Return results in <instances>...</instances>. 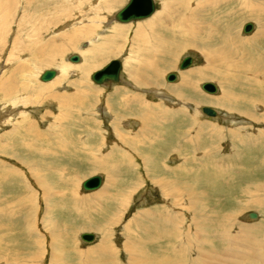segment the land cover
Segmentation results:
<instances>
[{"label":"rangeland","instance_id":"1","mask_svg":"<svg viewBox=\"0 0 264 264\" xmlns=\"http://www.w3.org/2000/svg\"><path fill=\"white\" fill-rule=\"evenodd\" d=\"M104 1L0 0V89L3 87L0 90V173L3 168H10L13 175L19 174L0 178V211L6 214L0 219V264H100V259L101 264H108L109 261L111 264H134V259L129 261L128 257L129 251L134 250L132 243H138L140 239L144 242L149 234L147 228L150 219L146 218L145 214L150 210H160L166 203H170L172 212L177 214L172 219L179 225L178 233L182 229L188 232L187 228H183L185 223L200 230L210 228L212 233H216L225 210L234 211L242 203L240 215L233 217L236 222L230 217L231 224L229 227L225 226V232L230 234L226 237L230 238H223L221 242L213 240V244L215 247L223 246L221 249L229 259L235 261V258L240 256L235 264H247L246 260L256 264V261L245 258L247 254L248 257L254 256L249 254L256 249V243L264 246V85L258 83V79L264 82V76L258 70L264 68V43L254 42L250 47L246 45L241 49L243 56L241 54L235 56L236 58H226L225 53L216 51L220 40L207 45L197 43L194 46H186L175 58V54L171 57L174 59L173 65L170 58L165 59L167 65L164 62L161 78L157 80L150 76L147 81L151 83L143 85L141 80V83L137 84L131 76V66L135 64L142 71L143 62L147 57L144 52L141 54L135 50V30L138 24H147L157 16H167L166 7L169 1L173 5L171 17L174 18L177 13L176 0H155L157 10L152 16L128 23L111 21L116 11L128 0L114 1L115 5L111 3L107 8L103 6ZM252 1L262 3L264 0ZM72 2L77 7L72 6L75 8L72 12L70 6L71 14L68 15L64 13L66 4ZM219 8L218 12L208 15L207 21L212 22L219 16V30L222 32L231 28L229 36L233 33L231 30L237 32L238 29V37L249 38L264 27V18L237 17L234 3H223ZM50 11H58L64 17L49 28H44L41 19L46 23L53 18L54 13L48 14ZM33 15L37 17L30 25L25 19L26 16L33 19ZM93 15L99 16L98 21L103 24L91 35L76 34L78 37L75 35V44L66 47L57 64L46 66L34 59L32 45H49L53 40L61 48L69 42L66 40L68 38L62 37L92 24ZM170 21L174 29L180 27L177 17ZM249 21L254 23V31L246 34L243 27ZM216 23L218 24L217 21ZM115 26L127 27V33L121 42L124 51L118 56L106 57L102 65L82 78L83 69L90 59L88 53L94 48L103 50L106 47V36L113 33ZM179 30L182 32L183 27ZM59 37L61 39H58ZM64 41L66 44H63ZM49 49L50 47L46 51ZM73 53L81 56L80 62L69 60L68 57ZM187 55L193 56V63L186 69H180V63ZM260 56L262 58L258 60ZM114 58H119L122 62V81L110 85L95 83L91 74L102 69ZM47 59L48 57H45L43 62ZM103 60L98 59V63ZM237 62L240 64L237 65ZM207 63L222 74L213 70L205 78L195 77L194 81L189 79L190 86L182 84L187 72ZM252 65L257 70L253 69ZM62 67L67 69L63 72ZM50 68L57 69L56 76L61 75L62 71L61 79H58L59 82L55 85L49 86V89H40V84H50L56 78L47 82L40 80L42 72ZM248 68H252L257 80L247 75L251 73ZM140 70L136 72L138 77ZM173 71L178 74L179 79L168 82L166 77ZM257 72L260 75H257ZM76 79L79 80L75 82ZM252 80H255V84ZM206 81H213L218 85L216 94L202 89L201 85ZM78 85L84 93L76 92L73 96H66L73 93ZM5 89L15 90L9 93V99L3 96ZM226 90L235 95L238 101L234 104L237 107L234 104L229 105L224 99L216 100ZM88 91H92L89 92L91 97ZM150 91L158 95L153 97ZM54 92L63 98H69V106L65 104L61 107L58 98L54 100ZM117 92L118 96L113 95ZM161 93H165L166 98L161 96ZM78 94L83 96L77 97ZM139 94L144 96V100L152 103V108L149 104L145 109V104L139 100L132 103L138 99ZM121 95L132 104L120 106ZM157 105L173 106L175 110L174 113L171 112L170 120L168 115L166 117L170 123H162V120L154 116L161 112L155 109ZM203 106L215 108L217 112L220 111V116L204 114L201 110ZM25 113L27 115H24ZM23 116H29L36 121V127L44 131L47 137L48 146L38 141L37 133L34 136H19L22 134V128L26 133L34 134V131L21 124ZM182 120L187 125L183 126ZM114 121L120 124V132L127 135V150L124 156L120 152L124 144L116 136ZM190 125V131L184 136V129ZM13 128H16V135L11 134ZM165 130H169V133ZM235 130L237 135L234 134ZM171 144L180 150L175 157L173 152H168ZM63 145L70 146L71 149L77 146L78 151L68 156L63 155L60 149ZM54 147L59 150L58 154L52 152L56 151ZM115 148L118 149L114 151ZM219 155L222 158L219 164L225 169L220 173L221 178L217 177V164L211 166V163H215L214 160L218 161ZM207 167H210L209 171ZM96 174L104 177L102 186L98 190L85 191L82 187L83 181ZM40 178L44 179V182ZM59 178L66 185L61 183L57 188L54 184L55 181L58 183ZM74 179L75 188L78 190L75 199L81 198L80 201L74 203V199L69 200L70 196L66 197L65 194L64 199L60 200V195L69 193ZM25 180H28L31 186L27 192L24 191V186L21 189V182ZM157 182L159 187L154 185ZM184 182L189 184L183 185ZM168 183L189 189L182 193L168 191ZM49 186L55 195H51ZM13 195H20L24 202L15 203V206L3 202ZM82 195L83 198H90V206L84 203ZM192 196L198 199L195 203L190 202L189 198ZM260 197L261 205H258V200L253 204L254 199ZM58 199L59 204L56 203ZM163 212L164 210L161 213ZM250 212H256L259 218L248 217ZM10 215H15L13 230L7 227L12 226L8 224ZM107 216H113V223L108 221ZM83 232H94L95 240L83 241L80 236ZM204 236L209 235L193 236L194 240L193 237H190L191 240L180 237L181 239L176 238L175 241H179L181 248L188 247L191 252L187 253L191 254L195 245L202 244L200 241ZM99 244L104 252L98 254L99 256L89 257L88 254L93 255L99 251H93ZM107 246L114 250V254H110ZM146 246L147 250L157 253L158 249L151 247L149 241ZM92 248L94 249L90 251Z\"/></svg>","mask_w":264,"mask_h":264},{"label":"bare ground","instance_id":"2","mask_svg":"<svg viewBox=\"0 0 264 264\" xmlns=\"http://www.w3.org/2000/svg\"><path fill=\"white\" fill-rule=\"evenodd\" d=\"M114 1H118V0H105L103 2V6L107 8V6L109 4H111V3H113ZM37 2H38V0H37ZM223 3H227V4L234 3V4H236L235 13H236V16L237 17H239V16L240 17H243V18L244 17H251V18H255V19L264 18V1L262 3H258V2H253L252 0H176L177 13L174 16V18L177 17L178 20H179V22H180V27H183L182 32H180V30H179L180 27L174 29V26H172V24H170V22H171L170 20H173L174 18L171 17L173 5H172L171 1H169L168 4H167V7H166V10L168 11V13L166 12L167 16H165V17H162V16H157L156 17L155 16L156 18L150 20L149 22L147 21L148 22V23L146 22L147 24H144V23L143 24H138V27L135 30V34H134V38H133V42L136 45V47H135L136 49L135 50H136L137 53H141V54L144 52V55H146V57H147V59H145L144 62H143L142 71L140 69H138V67L135 64L131 66V68H132L131 76L135 79L136 83L137 84H140L141 83V80L143 81V85H146L148 83H151L150 81H147V79L150 76L153 79H157V80L159 78H161L162 77V67H165V64L167 65V62H166L165 59L166 58H170L171 64L173 65L174 64V59H172L171 57L175 54V56H174V58H175L178 55V52H180L186 46H190V45L191 46H194L197 43H201V44H206L207 45V44L215 43L217 40H220L219 41V46H218L219 48H217L216 51L217 52L225 53L226 54V56H225L226 58H228L229 56L230 57H233V58H236L235 56L238 57L241 54L243 56L244 53H242L241 49L243 47H246V45L247 46L254 45V42H258V43L262 42V43H264V27L261 28V29H258V31H257V28H256V31L257 32H255V34L253 36H250L249 38H244V37H238V35H239L238 29H237V32H235V30H231V31H233V33L231 34V36L228 35V33L230 32V29L231 28H229V29L227 28L225 31L220 32V30H219L220 27H218V25L220 23L219 16H217V18H214V20L212 22H209L208 23V21H207L208 15L212 14L213 12H218L220 10L219 7ZM113 4L115 5V3H113ZM70 6H71V8H72V6L73 7H77V5H75L73 2L72 3H67L64 13H67L68 15L71 14V10H70L71 8H69ZM74 9L72 8V10H73L72 12H74ZM156 10H157V8H156ZM53 13H54V17L53 18H50V20H48L46 23L41 19L42 27L49 28L51 25H54L53 23H55V24L58 23L64 17L58 11H50L48 14L50 15V14H53ZM33 16H34L33 19H31L29 16H26L27 18L25 19V21H27L30 25H32V23L34 22L33 21L34 18L37 17L36 15H33ZM39 18H41V17H39ZM70 18H72V17H70ZM93 18L94 19L92 21V24H90V25L87 24V26H85L84 28L81 27L82 29L81 28H78V29L76 28L77 30L75 29L76 31H74L72 34L62 37L63 39L68 38L66 40H69V42H68L69 44L67 43V45H62L61 48H59L58 47V44H56L57 42L56 41H53V40H52V42L49 45H38V44L37 45H32L31 47L33 49L34 59H36L37 61H40V62L44 63L46 66H52V65L57 64L58 63L57 60H59L61 54L63 52H65L66 47H68L71 44H75V42L77 40L76 37H78L76 34H79V35H91L94 30H97V28L100 27L101 24H103L102 21H98L99 16L93 15ZM111 21L113 22V21H117V20L114 17V19H112ZM216 21L218 22V24L216 23ZM97 22L99 24H97ZM86 23H88V22H86ZM210 26H213L215 28L214 29H211ZM126 33H127V27H124V26H115L113 28V33L110 34L109 36L108 35L106 36L107 37L106 38L107 39L106 40V47H104L103 50L98 49V48H94L93 51L90 50V52L88 53V55L90 56V59H89V61H87V64L85 65V68L83 69V74L81 75L82 78L84 77V75L89 74L93 69H95L99 65H102L104 63V61H105L103 59H105L106 57H108V56L109 57H111V56H118L119 54H121L124 51L123 50L124 49L123 43H121V42L123 41L122 38L125 36ZM250 33H252V32H250ZM75 35H76V37H75ZM58 39H61V37H59ZM63 44H66L65 41L63 42ZM102 46H105V45L102 44ZM49 47H50L51 50L49 49L48 52H47L46 49L49 48ZM69 49H71V48H69ZM121 49H122V51H121ZM212 55H213V53H212ZM45 57H48V59L45 62H43V60H44ZM261 58H262L261 56L258 57V60H261ZM98 59H102L103 61H101L100 63H98ZM250 59H251V57H250ZM241 60H243V59H241ZM218 61H220V60H218ZM164 62H165V64H164ZM74 63H78V62H74ZM239 64L240 63L237 62V65H239ZM172 65H170V66H172ZM258 66L260 67V62L258 63ZM155 67L157 68V70H155ZM252 68L253 69H256V68L253 67V65H252ZM252 68L251 69L248 68L249 72H251V73H249L247 75L248 76H251V79H254L255 76L253 75ZM64 69H67V68L66 67L63 68L62 69L63 72H64ZM70 70H72V69H70ZM139 70H140L141 74L138 77V74L136 72L139 71ZM213 70L216 73L220 74V75L222 74L221 71H218L217 69H213V67L210 64L207 63L206 65H204L202 67H199L196 70H192L190 72H187V74L184 77V81H183L182 84L183 85H186V86H190L188 84L189 79L192 80V81H194V78L195 77L196 78L198 77L199 79L200 78H205L210 73H212ZM246 70L247 69H245V71ZM258 70L264 76V68H261V69H258ZM62 71H60L61 72L60 73L61 75L56 76V78L50 84L49 83L47 85H41L40 84V86H39V87H41L40 89H46V88L49 89L48 88L49 86H53L56 83H58L59 82L58 79H61L60 76H62V74H63ZM69 72H71V71H69ZM92 74H91V76H92ZM256 74L257 75H260L258 72ZM12 75L13 74H11V76ZM255 79L257 80L258 78L256 77ZM78 80L79 79H76L75 82L78 81ZM120 81H122V77L120 78ZM252 81H253V84H255V80H252ZM6 82H9V81H6ZM44 82H47V81H44ZM9 83L7 85H9ZM111 83H116V82L107 81V82L102 83V84H104V85H108L109 84L110 85ZM258 83L261 84V85H264V82L262 80H260V79H258ZM97 84H100V83H97ZM259 84H258V86H259ZM76 87L77 88L75 89V91L73 90L74 91L73 93L67 94L66 96H68V95L69 96H73L74 94L84 93L85 92V91H82V88L80 89V85H78ZM244 87H246V86H244ZM5 88H6V86H5ZM13 91H15V90H9V89H7V91H6V89H5L3 91L4 93L3 92L2 93H3V96L7 99L8 97H11V96H8V95H9L10 92H13ZM89 92H92V91H88V93ZM150 92L152 93L151 95H153V97L158 95L156 92H152V91H150ZM56 93H55V95H53L54 96V100L58 98V103L60 104L61 107L64 106L65 104H67L69 102V98H67V97L66 98H63L62 96H60V94H56ZM118 93L119 92L114 93L113 95L118 96ZM161 94H162L161 96H165V98H166V95H164L165 93H161ZM214 94H216V93H214ZM78 96L81 97L83 95H79L78 94L77 97ZM89 96L91 97V94ZM121 96L122 97L120 98V103H119L120 106H123V105L128 106L127 104L131 105L132 103H136V101L139 100V101H142L145 104V106H146L145 109L149 107L148 105L150 103L148 102V100H144V96H141V94H139L138 97H137L138 99H136L132 103H130L129 100L125 99V97H123V95H121ZM60 98H62V100H60ZM141 98H143V99H141ZM87 99H89V98H87ZM219 99H224L225 102L229 103V105H232V106H233V104L235 102L238 101V100H236L235 95L233 96V94H231L227 90L221 96L217 97L216 100L218 101ZM14 101H16V100H14ZM20 102L21 101H19V103ZM140 103L137 102V104H140ZM151 104H150V107L152 108L153 105H151ZM88 105H91V104H88ZM234 106L237 107V105H235V104H234ZM165 107L166 106L162 107V106H158L157 105L155 107V109H157L158 111L161 110V112H159V114H156L154 116L157 117L158 119L162 120V123H170L169 120H170V117L172 115L171 112L174 113V110L175 109L173 108V106H168L170 108H168V107L165 108ZM236 107H235V109H236ZM86 108H88V107H86ZM201 110H202V108H201ZM219 112H217V115H218ZM204 114H206V113H204ZM24 115H27V114L25 113ZM167 115H168V119L169 120L166 119ZM248 115H250V114H248ZM209 116H212V115H209ZM218 116H220V114ZM65 117L66 116L64 115V118ZM67 117H68V115H67ZM191 117H192V115H191ZM213 117H214V115H213ZM21 118H24L21 121V124L23 123L24 126H26V128H28L30 131H34V134L26 133V131L24 130V128H22V129H20L21 132H22V134L19 135V136H22V135L23 136H34L37 133L39 136H43L44 137V138H41V137L38 136V141L41 142V144L42 143H45L47 145V142H48V141L46 142L47 137H45L44 131H42V130H40V129H38L36 127V124L34 123L36 121L33 120L29 116H23ZM173 118H175V117H173ZM192 119L194 121V118H192ZM142 120H144V118ZM114 123H115V121H114ZM206 123H208V122H206ZM182 125L184 126V125H187V124L184 123V121L182 120ZM114 126H115L116 136H118L117 138H119V140L121 142H123V144H124L123 146H121L122 149L121 150L119 149L120 152L122 153V155L124 156L125 155L124 152H126V150H127V149H125V146H126V143H127V138H126L127 135H125V134L123 135L120 132V130H119L120 124H116ZM162 126H163V124H162ZM190 128H191V125L190 126H187L184 129V136L187 135V131H190ZM162 130H164V129L162 128ZM11 131H12L11 132L12 135H16V128H13ZM165 132L168 134L169 133V130L168 131L165 130ZM234 134L237 135V130L234 131ZM23 142L26 145L25 141H23ZM162 144L164 145V141H162ZM24 147H26V146H24ZM173 148H174V146L171 144L170 145V148L168 149V152H173V156H174L180 150H179L178 147H175L174 148V151H173ZM39 149H41V148H39ZM60 149L62 150V154L63 155H67V156L70 155V154H74L75 151H78L77 146H75V147H73V149H71L70 146L63 145V146H61ZM116 149H118V148H115L114 151H116ZM55 150L56 151H52V152L55 153V154H58V151L59 150L56 149V148H55ZM64 152H65V154H64ZM127 154H128V151H127ZM219 154L224 155L223 153H219ZM220 156L221 155H219V157H218V161H215L214 160L215 163H211V166L214 165V164H217V166H215V167H217L219 169L218 170L219 171L218 172L219 174H217L218 175L217 176L218 178H221L222 171L223 170L225 171V169L223 168L222 164H219V163H221L220 160L222 159V158H220ZM11 157H13V156L11 155ZM210 157H212V156H210ZM107 164L108 163H106V165ZM237 164L239 165V163H237ZM106 165H103V166H106ZM208 168H210V167H207V169ZM31 169H33V167ZM207 171H209V169ZM7 175H10V176H19V174L18 175H13L12 174V170L10 168H3V170L0 173V178H2L4 176H7ZM21 177L23 178V176H21ZM40 180L42 182H44L43 181L44 179L40 178ZM57 181H58V183L55 181V184H54L55 186H57V185H59V184H61L63 182L61 180V178H59V180H57ZM103 182H104V177H103ZM103 182H102V184H103ZM71 183L73 184V187H71L69 193H63L62 195H60V200L64 199L65 196L66 197H69L70 196L68 199L69 200H73L74 199L73 202L75 203L76 201H80L81 198L75 199L76 192L78 193V190H76V188H75L76 187V180L74 179V182H71ZM71 183H69V185H71ZM21 184H22L21 189L24 186L25 187L24 188V191H26V192L27 191H30L31 186L29 185L28 180H25L23 183L21 182ZM187 184H189V183H187V182H184L183 183V185H187ZM61 185L65 186L66 184L62 183ZM44 187H46V185ZM100 187L98 189H100ZM57 188H59V187L57 186ZM48 189H49L51 195H55L54 193H52V191L50 189V186H49ZM98 189H96V190H98ZM167 189H168V191L169 190H175L177 193H182V192L188 191L186 189H189V187H178L175 184H169L168 183ZM248 189H249V191L251 193V189L250 188H248ZM52 190H54V189H52ZM92 191H94V190H92ZM176 192H174L173 195H175ZM204 192L205 191H203V193ZM64 194H65V196H63ZM192 195H194V194H192ZM19 196L20 195H18V196H14L13 195L11 198H8V199L3 200V202L9 203V204L11 203L10 204L11 206L12 205L15 206V203H22V201L24 202V199L22 198V200H21V198ZM81 197L83 198V195ZM189 199H190V202H193V203H195L198 200L195 196L194 197L192 196ZM259 199H261V197L260 198H257L256 200L254 199L253 202L255 203L258 200L259 203H260V204L258 203V205H261V200H259ZM263 199H264V197H263ZM60 200L58 199L56 203L59 204L60 203ZM83 200H85L84 203H87V204L90 203V198L85 197V198H83ZM262 203H264V201ZM169 204L170 203H166V204L162 205L163 207H161L160 210H157L156 212H152L150 210L147 214H145L146 218H149L150 219L149 220V224L150 225H148L149 227L147 228V233H149L148 234V237L145 238L146 240L144 242H142L141 239H140L138 243L136 241H134V243H132V246L134 247V250H130L129 251V255H130V256H128L129 257V261H130L131 258H133L134 259V262H133L134 264H235V262L237 261V259L240 256L237 257V258H235L236 259L235 261L232 260V259H229L225 255V253H223V249H221L223 246L220 248L218 246L215 247V244H213V242H214L213 240H216V241H220L221 242V240L223 238H225V240H227L228 238H230V237H226V236H229L230 234H227L225 232V230H226L225 229V226H228L229 224H231L230 223V217L232 219V215L234 214L232 212L233 210L232 211H228L227 213H225L223 215L222 221L220 222L221 225L219 226V228H217L218 229V232H216V233H212L211 232L212 229H210V228L209 229H206V230H204V228H203V230H200V229H196L195 227L192 228L190 226V224L189 225H186V223L184 224V227L183 228H187L188 229V232H185L184 229L181 228L182 231L178 233L179 225H178L177 222L173 221V219H172L177 214L172 212V207L169 206ZM89 206H90V204H89ZM85 207H88V205H85ZM82 210H85V209H82ZM162 210H164L163 213H161ZM2 213L3 212L0 211V219H2V217L4 215L6 216V214H4V213L2 214ZM85 213H84V216H85ZM205 213L206 212H204V210H203V214H205ZM14 216L15 215H10L11 220L8 222V224H10L12 226L10 227L9 225H7L8 229H10V230H13L14 229V224H15V223H13ZM248 217H250V218H256V217H258V214L256 212H250V214L248 215ZM254 220H256V219H254ZM222 222H223L224 225H222ZM0 223H2V220L0 221ZM1 227L2 226L0 225V229H1ZM251 228H253V226ZM219 229H220V231H219ZM230 229H231V227H230ZM200 234H204V235H207L208 234L209 236L208 237H205L204 236V239L200 241V243H202V244H199L197 246L195 245V248L193 249V252L191 254L190 253H187V252H191L190 250L187 249L188 247L186 249L184 247L181 248L182 245L181 246L179 245V241L178 242L175 241L176 238L182 237L184 239H186V238L190 239V237L198 236ZM193 240H194V237H193ZM147 241H149L151 243V245H152L151 247H156L158 249L157 253L152 252L151 250H147L145 248V247H147L146 246ZM180 242H182V241H180ZM140 244L143 245V246L141 247ZM100 245L101 244L97 245L96 247H98ZM219 245L221 246L222 244H219ZM96 247H94L95 249L92 248V249H94L93 251L99 250L98 252L101 251L100 253L102 254L103 253V251H102L103 250V247H98V248H96ZM3 248H5V246H3ZM107 248L109 249V252H110L111 255L114 254V250H112L111 247L107 246ZM239 253H241V252L239 251ZM95 254H93V255H95ZM180 255L182 257H180ZM222 255H224V257ZM249 255H254V256L253 257H248V254H247V256L245 255L246 258L245 257L244 258L245 259H248V260L249 259H252L254 262L256 261V264H260V263L264 264V246H261L258 243H256V249L252 253H250ZM243 256H244V254H243ZM255 256H257V257H255ZM258 258H259V260H258ZM258 261L260 263H258ZM246 262H247V264H254V263H252L250 261H247V260H246ZM108 264H111V261H109Z\"/></svg>","mask_w":264,"mask_h":264},{"label":"water","instance_id":"3","mask_svg":"<svg viewBox=\"0 0 264 264\" xmlns=\"http://www.w3.org/2000/svg\"><path fill=\"white\" fill-rule=\"evenodd\" d=\"M156 1L155 0H128L119 10L116 11L114 17L117 21L127 23L131 21H137L148 18L156 12ZM254 29V23L252 21L247 22L243 27V32L248 34ZM71 62H79L81 56L78 53H73L69 56ZM193 63V56H185L181 63L180 69H185L191 66ZM122 62L119 58H114L102 69L93 72L92 80L96 83H105L107 81H113L118 83L121 78ZM58 71L55 68L46 69L40 75L41 81H50L54 79ZM178 79V74L173 71L168 73L166 80L173 82ZM202 89L208 93H217L218 85L213 81L203 82L201 85ZM202 111L207 115H217V110L210 106H203ZM103 182L101 174H96L88 177L83 181L82 187L85 191H92L98 189ZM96 238L94 232H83L81 239L86 242H93Z\"/></svg>","mask_w":264,"mask_h":264},{"label":"crops","instance_id":"4","mask_svg":"<svg viewBox=\"0 0 264 264\" xmlns=\"http://www.w3.org/2000/svg\"><path fill=\"white\" fill-rule=\"evenodd\" d=\"M180 122H181V121H180ZM154 174L156 175V174H158V173H154ZM161 177H163V176H161ZM153 181H154V180H153ZM154 185H156V186H158V187L160 186V185H159V182H157L156 184L154 183ZM176 188H177V187H176ZM253 204H256V203H253ZM238 208H240V209H238ZM238 208L235 209L234 211H232V212L234 213V214L232 215V221L234 220L233 217L235 218L236 216H239V215H240V213H241V209H242V203H241V205H240ZM227 211H228V210H225L226 213H227ZM112 214H113V212H112ZM109 215H110V214H109ZM223 215H224V214H223ZM107 217H109V216H107ZM112 217H113V216H110V217L108 218V221L113 223V221H112ZM236 218H237V217H236ZM238 218H239V217H238ZM104 219L106 220V218H104ZM234 222H236V220H234ZM250 234H251V233H250ZM249 236H250V235H249ZM252 237H253V236H252ZM96 246H97V245H96ZM98 247H102V246L100 245V246H98ZM98 247H96V248H98ZM92 250H93V249H91L90 251H92ZM220 250H221V249H220ZM220 250H219V251H220ZM100 252H101V251H100ZM100 252H96L95 255L88 254V256H89V257H93V256H96V255L99 256L98 254H100ZM103 252H104V250H103ZM101 261H102V260L100 259V261H99L100 264H101Z\"/></svg>","mask_w":264,"mask_h":264}]
</instances>
